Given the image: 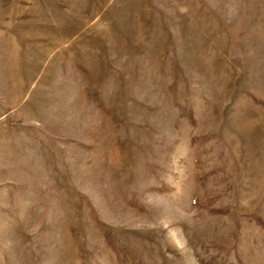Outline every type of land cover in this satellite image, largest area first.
I'll use <instances>...</instances> for the list:
<instances>
[{"label": "rangeland", "instance_id": "obj_1", "mask_svg": "<svg viewBox=\"0 0 264 264\" xmlns=\"http://www.w3.org/2000/svg\"><path fill=\"white\" fill-rule=\"evenodd\" d=\"M0 264H264V0H0Z\"/></svg>", "mask_w": 264, "mask_h": 264}]
</instances>
